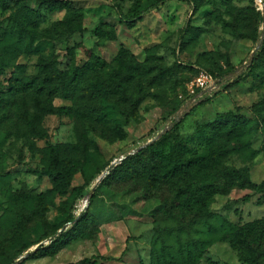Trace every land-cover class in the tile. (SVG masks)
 I'll list each match as a JSON object with an SVG mask.
<instances>
[{
	"label": "rangeland",
	"instance_id": "374dc122",
	"mask_svg": "<svg viewBox=\"0 0 264 264\" xmlns=\"http://www.w3.org/2000/svg\"><path fill=\"white\" fill-rule=\"evenodd\" d=\"M57 1L73 5L80 15L74 19L73 27L80 31L69 38L55 36L54 26L71 17V10L40 8L39 0L20 2V6L26 4L38 14L34 15L41 24L37 49L30 55L22 54L13 67L0 71V117L4 114V93L15 80L36 76L43 58L57 56L59 62L68 64L67 54L72 48H78L80 63L86 60L83 50L88 49L109 69L117 66L121 51L129 59L145 64L150 73L140 76V82L147 97L129 125H123L120 116H112L106 123H88L66 114L47 115L40 122V139L31 130L19 135L11 123L0 124V264H15L21 257H26L23 264H75L92 258L98 264H151L154 251L159 248L154 245L158 230L175 224L157 215L163 208L162 198L169 193L167 188L149 189L142 178L145 176H141L101 187L92 205L86 196L100 177L96 189L115 167L139 152L132 154L134 151L154 144L165 133L158 136L184 120L157 157L170 156L171 150L180 146L188 152L186 158L205 155L207 172L246 169L253 182L264 181V124L252 111L264 99L262 46L255 56L260 61L243 71L237 86L226 91L222 85L218 91L193 102L189 92L196 71L219 74L231 67L237 71L249 62L261 42L264 0H162L159 7L139 19L133 18L135 0ZM15 3L10 0L0 7V40H4L16 12ZM196 3L201 7L194 12ZM232 7L255 8L260 14L257 42L238 36L225 26V22H231ZM99 27L113 31L114 39L96 36ZM186 28L189 31L182 37L181 31ZM196 31L201 33L197 38ZM164 69L167 72L160 75ZM160 76H164L162 83L148 84L151 77ZM208 97L212 99L200 106ZM54 106L69 108L71 103L56 99ZM240 110L250 124L243 135L227 140L226 131L219 126V116ZM114 126L118 130L113 134L110 128ZM203 136L211 138L208 146L201 141ZM57 148L65 150L59 165L70 166L71 184L67 188L54 187L44 174L54 165L50 151ZM122 158L125 159L120 161ZM155 163L159 164L157 159ZM80 190L86 195L84 198L80 197ZM248 195L251 199L243 201ZM84 201L87 205L82 207ZM207 207L213 214L208 223L218 229L224 223L225 231L210 235L205 224L198 226L196 238L210 243L200 264H250L247 259L241 260L227 238L240 237L247 225L264 220V196L248 189H234L228 196L213 197ZM87 211L97 219V226L88 221L80 235L65 241L54 254L42 250L28 255L38 246L48 247L60 236L74 232L81 214ZM167 243L174 250L178 248L171 240Z\"/></svg>",
	"mask_w": 264,
	"mask_h": 264
},
{
	"label": "trees",
	"instance_id": "16d2710c",
	"mask_svg": "<svg viewBox=\"0 0 264 264\" xmlns=\"http://www.w3.org/2000/svg\"><path fill=\"white\" fill-rule=\"evenodd\" d=\"M8 1L10 0H0V7H5ZM12 1L16 2L14 7L16 12L10 19V26L5 30L4 40H0V71L13 67L22 54L30 55L37 49L35 44L41 25L38 17H35L38 14L30 10L26 4L20 6L22 0ZM39 1L40 8H47L51 11L71 10V17L54 26L55 36L69 38L80 31V28L73 27L74 19L80 15L71 3L57 0ZM57 3H61V6L57 7ZM161 4L162 0L148 2L135 0L133 18L139 19ZM200 7L196 3L194 12H197ZM259 15L255 8L236 9L232 7L231 22H225V26L232 29L238 36L257 42ZM96 31L98 32L96 36L99 37L107 36L109 40L115 37L113 31L106 32L100 27ZM188 31L189 28L183 29L181 36H185ZM196 32L195 37L197 38L201 33ZM77 49L72 48L68 51V64L59 62L57 56L43 58L36 76L30 79L15 80L14 85L4 93L2 98L1 111H4V114L0 117V124L11 123L14 126V132L19 135L31 130L40 139L43 138L40 133V122L47 115L66 114L78 121L88 123H106L112 116H120V122L123 125H129L135 111L147 97L141 88L140 76L145 72L149 74L150 70L145 64H139L132 58L129 59L125 51L119 53L117 66L110 69L104 60L88 49L83 50L86 60L80 63ZM261 51L264 53V43ZM259 61L258 58L254 59L250 68L255 67ZM204 71L212 75L215 80L224 83L223 90L226 91L240 84L242 79L240 77L232 82L228 80V77L236 72V68L233 67L219 74ZM166 72L167 70L164 69L160 75ZM199 72L200 70L195 72L194 79ZM163 77H151L148 84L150 86L154 83L160 84ZM56 99L68 101L71 106L56 108L54 106ZM211 99V97L206 98L200 106ZM112 105L114 107L111 109ZM252 111L264 124V99L255 104ZM184 121L176 122L154 144L140 150L135 155L128 156L122 164L111 171L90 199V205H92L103 186L127 183L141 176H145L142 178L146 179L149 189L153 186L154 188L156 186L167 188L169 193L162 198L163 208L157 215L172 220L175 224L158 230L154 245L159 248L154 251V261L151 264H200L210 243L199 237L196 238L199 234L198 226L205 224L206 233L210 235H216L222 229L225 231L224 223L219 229L216 226L211 227L208 223V220L213 218V214L207 206L213 197L228 196L234 189H248L253 194L264 196V181L259 184L253 182L250 172L246 169L223 168L207 172L206 163L203 161L207 159L205 155L197 159L186 158L188 152L180 146L177 147L178 149L171 150L170 156L157 157L156 154L163 152L164 143L172 138ZM218 123L226 131V139L229 140L243 135L250 121L240 110L237 113L228 112L220 115ZM110 130L114 134L118 126ZM9 133H12L10 128ZM201 141L206 142L208 146L211 138L203 136ZM64 151L61 148L52 149L50 155L55 159L54 165L44 171L54 187L67 188L71 184L70 166L68 164L59 165V158L65 156ZM156 159L161 167L155 163ZM68 160L71 162L70 158ZM80 192V197L84 198L86 195H83V190ZM250 199L251 195H248L243 198V201L247 202ZM88 221L97 226V219L90 211L82 213L74 232L60 236L50 246H42L37 251H49L50 254H54L65 244V241L80 235L81 228L89 223ZM168 240L176 243L178 248L174 250L170 244L168 245ZM227 240L238 251L241 260L247 259L250 264H264V220L247 225L240 237H231ZM75 264H98V261L95 258L84 259Z\"/></svg>",
	"mask_w": 264,
	"mask_h": 264
},
{
	"label": "built area",
	"instance_id": "2783aa9c",
	"mask_svg": "<svg viewBox=\"0 0 264 264\" xmlns=\"http://www.w3.org/2000/svg\"><path fill=\"white\" fill-rule=\"evenodd\" d=\"M222 85L224 83L215 80L208 72L200 70L189 88L191 99L195 101L198 97L216 92Z\"/></svg>",
	"mask_w": 264,
	"mask_h": 264
},
{
	"label": "water",
	"instance_id": "95a60500",
	"mask_svg": "<svg viewBox=\"0 0 264 264\" xmlns=\"http://www.w3.org/2000/svg\"><path fill=\"white\" fill-rule=\"evenodd\" d=\"M264 43V9H263V29H262V36H261V42H260V45L258 48L255 49V51L253 52V55L251 57V59L249 60L248 63L244 64L239 70H237L235 73L231 74L229 77H228V80H230L231 82L234 81L235 79H237L245 69H247L248 67H250L253 62H254V59H255V56L257 54V52L259 51V48L263 45ZM194 100H192L191 102H193ZM186 109V107L182 108V110ZM168 131V130H167ZM165 132H163L160 136H158V138H160ZM150 143L146 144L145 146L141 147L139 150L137 151H134L132 154H135L136 152L140 151L141 149H144L145 147H147ZM131 155V154H130ZM123 159L125 158H122L120 161H122ZM102 180V177L100 179L97 180V183H100ZM91 190V192L86 196L88 200H90V198L92 197L94 191L96 190V186ZM40 248V246H38L37 248H35L31 253H29L28 255H31L33 254L34 252H36L38 249ZM26 259V257H21L15 264H20L22 263L24 260Z\"/></svg>",
	"mask_w": 264,
	"mask_h": 264
},
{
	"label": "bare ground",
	"instance_id": "6f19581e",
	"mask_svg": "<svg viewBox=\"0 0 264 264\" xmlns=\"http://www.w3.org/2000/svg\"><path fill=\"white\" fill-rule=\"evenodd\" d=\"M260 3V0L258 1ZM101 178V177H100ZM99 178V179H100ZM89 203V202H88ZM85 205H87V201H84L83 204L81 205L82 207H84Z\"/></svg>",
	"mask_w": 264,
	"mask_h": 264
}]
</instances>
